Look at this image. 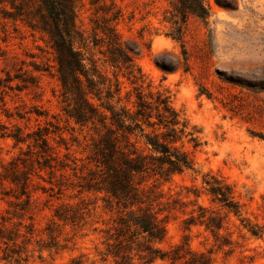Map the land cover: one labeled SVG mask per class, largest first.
<instances>
[{
    "label": "rangeland",
    "instance_id": "374dc122",
    "mask_svg": "<svg viewBox=\"0 0 264 264\" xmlns=\"http://www.w3.org/2000/svg\"><path fill=\"white\" fill-rule=\"evenodd\" d=\"M204 2L209 15H191L178 39L174 27L163 21L167 2L116 0L122 16L115 26L140 77L135 88L119 75L121 103L132 107L140 92L150 101L161 95L194 132L178 143L190 151L193 169L156 182L165 202L157 207H169L160 214L168 215L165 238L150 243L167 258L153 262L145 256L148 249L137 250L135 242L134 248L113 253L119 243L115 212L105 207L104 192L69 188L57 197L45 191L52 184L41 176H50L38 167L30 133L45 126L62 128L72 154L85 158L91 127L66 116L55 78L44 74L32 81L39 73L29 53L39 50L22 24L16 30L9 22L5 30L0 23V264H128L124 252L130 264H264V0ZM93 16L90 0H83L77 23L86 35ZM99 62L112 76L110 67ZM151 113L156 120L155 107ZM18 128L26 141L16 143L9 135ZM73 134L79 143H71ZM61 135H49L55 152H67ZM192 136L196 141L188 140ZM13 170L30 172L29 207L21 186L3 177ZM216 180L231 187L239 215L212 200L207 188ZM82 200V219L66 222L57 216L63 203ZM199 206L221 218L217 234L195 223Z\"/></svg>",
    "mask_w": 264,
    "mask_h": 264
},
{
    "label": "trees",
    "instance_id": "16d2710c",
    "mask_svg": "<svg viewBox=\"0 0 264 264\" xmlns=\"http://www.w3.org/2000/svg\"><path fill=\"white\" fill-rule=\"evenodd\" d=\"M83 0H0V23L5 27L9 22L18 30L22 24L25 32L33 38L39 52H31L30 64L32 81L48 74L58 81L65 114L79 126H90L91 143L89 154L78 158L70 151V144L61 134L62 128H36L30 133L37 147L40 170H48L52 186L45 191H55L51 196L60 195L69 188L79 191H97L107 194L105 207L115 212L113 225L119 248L137 250L148 249V262L166 259L167 253L157 254L150 243L162 241L167 231L168 215L160 216L169 206L161 202L156 182L170 180L175 174L193 169L190 151L178 145L184 137L194 135L188 123L180 119L179 113L159 95L152 101L140 92L136 94L132 107L122 104L120 96L122 80L127 78L133 87L139 85V75L134 60L120 41L115 26L122 16L116 0H90L94 9L90 34L78 27L77 19ZM168 3L163 21L175 29L174 37L181 39L184 27L191 15L206 18L209 9L204 0H160ZM41 40L43 43H39ZM99 50L102 56H98ZM40 59V62L36 60ZM100 59L110 67L109 75L100 66ZM105 91V94L103 93ZM132 93L127 92L130 99ZM155 107L156 120L152 121ZM50 123V122H49ZM151 128H145V126ZM76 129V128H75ZM51 133L61 135L67 152H55L49 140ZM16 143L26 141L21 138V130L9 134ZM196 141V137L188 138ZM79 143V137L72 135V144ZM61 145V144H59ZM196 143L193 146L196 147ZM40 158V160H39ZM42 158V159H41ZM80 161V162H79ZM10 164L14 165V162ZM32 166L35 167L33 161ZM21 186L28 207L31 200L27 188L30 172L13 170L3 175ZM212 200L223 203L239 215V205L232 202L230 186L219 180L209 184ZM85 200L80 203H63L57 216L66 222H76L83 218ZM199 213L193 219L206 225L215 234L221 229V218L216 217L211 208L199 206ZM142 236L143 239H139ZM135 242V245L133 244ZM123 254L130 264L128 253ZM206 264V263H205Z\"/></svg>",
    "mask_w": 264,
    "mask_h": 264
}]
</instances>
